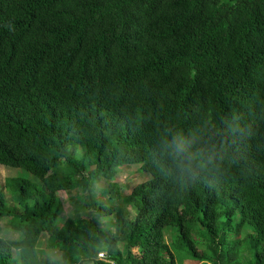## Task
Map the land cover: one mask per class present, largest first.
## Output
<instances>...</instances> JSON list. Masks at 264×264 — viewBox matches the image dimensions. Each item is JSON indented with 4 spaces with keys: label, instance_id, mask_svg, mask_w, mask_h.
Here are the masks:
<instances>
[{
    "label": "trees",
    "instance_id": "trees-1",
    "mask_svg": "<svg viewBox=\"0 0 264 264\" xmlns=\"http://www.w3.org/2000/svg\"><path fill=\"white\" fill-rule=\"evenodd\" d=\"M0 164V264H264V0H0Z\"/></svg>",
    "mask_w": 264,
    "mask_h": 264
},
{
    "label": "rangeland",
    "instance_id": "rangeland-1",
    "mask_svg": "<svg viewBox=\"0 0 264 264\" xmlns=\"http://www.w3.org/2000/svg\"><path fill=\"white\" fill-rule=\"evenodd\" d=\"M136 168H137L136 166H132L128 168L125 167L119 171L116 180L120 184L128 185V187L123 188V193H128L132 186L147 179V174L145 173L141 174ZM16 175H20L24 178H28L36 182L35 177L32 174L28 173L27 171L21 168H14L0 164V189L4 192L5 198L7 199V203L9 205H14L15 200L12 191H10L9 189V186L5 185V179ZM49 195L54 201L60 204L61 206L60 215L62 217L66 218L71 213V211L73 212L75 205H72V203L70 202V195L68 192L64 190H60L56 192H51L49 193ZM9 218H10L9 216L2 217L0 219V224L5 227H10V223L8 221ZM9 235L14 236L15 233L10 232ZM166 239L169 240V232L168 233L166 232ZM177 253H178V257H177L178 263L180 264H208L206 260H202L198 262L193 259H189V257L186 256L187 254L184 251H178ZM43 254L44 255L54 254L58 256L59 253L50 248H47L44 250ZM98 256L102 258L105 256V253L103 252L99 253Z\"/></svg>",
    "mask_w": 264,
    "mask_h": 264
},
{
    "label": "clouds",
    "instance_id": "clouds-1",
    "mask_svg": "<svg viewBox=\"0 0 264 264\" xmlns=\"http://www.w3.org/2000/svg\"><path fill=\"white\" fill-rule=\"evenodd\" d=\"M198 139L197 132L189 135L177 132L165 141L164 147L170 154L186 161V167L204 169L212 163V153L207 147L198 146Z\"/></svg>",
    "mask_w": 264,
    "mask_h": 264
}]
</instances>
